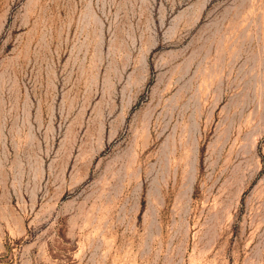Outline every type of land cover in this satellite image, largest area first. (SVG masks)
<instances>
[{
    "label": "rangeland",
    "instance_id": "rangeland-1",
    "mask_svg": "<svg viewBox=\"0 0 264 264\" xmlns=\"http://www.w3.org/2000/svg\"><path fill=\"white\" fill-rule=\"evenodd\" d=\"M0 264H264V0H0Z\"/></svg>",
    "mask_w": 264,
    "mask_h": 264
}]
</instances>
